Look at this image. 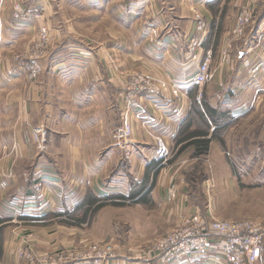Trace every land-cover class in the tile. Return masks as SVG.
I'll use <instances>...</instances> for the list:
<instances>
[{"label":"crops","instance_id":"crops-1","mask_svg":"<svg viewBox=\"0 0 264 264\" xmlns=\"http://www.w3.org/2000/svg\"><path fill=\"white\" fill-rule=\"evenodd\" d=\"M17 2L43 9L44 22L15 19ZM244 11L255 21L236 36ZM41 26L48 29V54L43 74L31 83L15 56L32 53ZM208 55L213 77L200 104L193 79ZM136 81L147 88L129 110L126 97ZM260 99L264 0H0V264H24L17 254L21 226L84 211L75 222L83 225L98 212L101 194L138 204L139 217L129 225L209 223L203 203L190 201L183 187L172 189L175 177L206 160L215 174L231 176L226 146L234 137L243 140L242 122L232 121L258 111L253 102ZM125 122L133 131L122 144L114 135ZM255 126L250 143L258 138ZM36 128L43 150L33 138ZM194 132L207 133V155H196V144L180 151L201 138L187 137ZM156 137L175 151L161 175ZM206 238L205 249L183 260L162 253L155 264H228L224 239Z\"/></svg>","mask_w":264,"mask_h":264},{"label":"rangeland","instance_id":"rangeland-1","mask_svg":"<svg viewBox=\"0 0 264 264\" xmlns=\"http://www.w3.org/2000/svg\"><path fill=\"white\" fill-rule=\"evenodd\" d=\"M18 7V12L21 11V14L19 18H15ZM35 9H38V11L36 12ZM30 10L33 11L32 14L29 12ZM13 11L14 18L19 21H30L38 25L44 22V11L41 8L17 2ZM252 19L249 25L255 21L254 15ZM40 28L38 38L28 59L31 55L37 57L43 54L40 50L41 47L38 48V45L44 42L42 40L39 42ZM235 31L236 28L233 30L234 35H242L235 34ZM45 52L44 56L46 58L48 50H45ZM17 57L25 59V56L18 55L15 56V61ZM202 101L203 98H201L200 104ZM253 103L258 104V111L254 108L255 111L246 118L235 121L233 119L232 121L242 122L243 128H237V131L243 134L244 140H241V142L234 137L227 143L226 148H230L228 164L232 168V175L225 176L224 172L215 174L212 162L206 160L198 162L195 169L186 173L180 179L179 176H176L172 189L183 187L190 201L203 203L211 221L216 219L219 221L253 222L257 224L261 230L263 229V250L258 264H264V99ZM254 125L258 127L256 130L258 138L250 143V139L247 137H249L250 129ZM248 127L249 129H244ZM227 132L230 133L231 131L227 130ZM36 147L38 150H43L45 145L44 143L42 145L36 143ZM169 149L171 153L169 160L164 163L160 161L159 163L160 175V171L175 159V151H173V148ZM131 182L134 187L137 186L133 177ZM37 188V191L41 190L40 187L37 186ZM103 195L105 194H101V197L97 200L98 204L95 208H99L98 212H94L83 225H78L75 222H77L76 219L82 217L84 211L79 212L72 219L67 217L66 221L55 219L51 222L47 221L43 225L21 226L17 246L19 259L24 261V264H155L156 260H160L159 257L162 253L169 254L170 252L166 248L162 251L161 241L168 239L170 235L182 233L184 229H191L189 226H192L195 233H197L198 230L194 227L196 221L203 224L204 228H207L211 222L205 224L193 218L173 225L163 222L162 219V222L153 223V225L148 223L129 225V221L137 220L139 217L138 204H117L112 201L117 199L107 198ZM149 195L150 193L146 196L147 202L150 200ZM146 212L147 214L150 212L153 215L157 214L156 210L152 209H147ZM186 221H189L190 225H186ZM157 228L163 229V233H157ZM36 235L41 237V240L38 238L39 242L36 238H33ZM174 255L176 259L183 260L187 254H183L184 256L180 253Z\"/></svg>","mask_w":264,"mask_h":264},{"label":"built area","instance_id":"built-area-1","mask_svg":"<svg viewBox=\"0 0 264 264\" xmlns=\"http://www.w3.org/2000/svg\"><path fill=\"white\" fill-rule=\"evenodd\" d=\"M19 7L16 9L15 18H19L21 11L18 12ZM37 12L38 9H35ZM31 14L33 11H29ZM253 14L251 12L242 13L237 19L235 34H242L244 29L253 20ZM44 41L38 48L41 47L43 54L35 57L31 55L30 58H16L19 63L21 72L25 75L28 81L31 83L38 81L41 74L44 71V53L48 48L49 33L46 27L40 28V41ZM194 44H198L197 42ZM197 59V56H194ZM212 57L208 55L198 67L197 74L193 79V83L200 90V94L197 100L200 101L202 98L201 92L203 88L211 81L213 73L211 70ZM145 82L136 81L132 84L131 92L126 97L127 107L131 110L136 106L135 99L137 93L145 88ZM150 85H148L149 87ZM152 88V87H151ZM149 89V88H148ZM153 89V88H152ZM154 90V89H153ZM178 97V94H175ZM128 112V110H126ZM132 125L129 122H125L122 129L115 133L114 138L117 142L127 144L132 137ZM34 140L36 143L42 145L44 143V135L42 131L37 128L33 131ZM156 155L160 161L167 162L171 156L170 149L163 137H156ZM186 225H190L189 221L185 222ZM191 229H184L182 233L178 235H170L168 239L161 241L162 251L169 250L171 252L183 254L193 253V250L199 251L206 248V241L208 235H216L224 239L225 248L223 250V256L226 258L228 264H258L262 250V230L260 227L253 222H231V221H219L213 219L207 228L203 227V224L196 221L194 227L197 228V233ZM206 234H203V233ZM161 251V252H162Z\"/></svg>","mask_w":264,"mask_h":264},{"label":"trees","instance_id":"trees-1","mask_svg":"<svg viewBox=\"0 0 264 264\" xmlns=\"http://www.w3.org/2000/svg\"><path fill=\"white\" fill-rule=\"evenodd\" d=\"M212 117H213V115H212ZM215 120V119H214ZM202 134H204V135H202ZM191 136H194V137H201L199 140H196V141H194L193 143H189V144H187V145H184L181 149H180V151H183L185 148H187L188 146H191V145H193V144H196V146L198 147V149H197V151H196V155H198V156H204V155H207L208 154V152H209V147H210V140H208L207 138H206V136H207V133H203V132H194V133H191V134H189L187 137H191ZM158 171H159V169L157 170V173H158ZM156 173V174H157ZM149 192L150 191H148L147 193H146V196L149 194ZM135 199V197H133L132 196V198H131V200H134ZM120 200H121V198H120ZM95 211H96V209H95Z\"/></svg>","mask_w":264,"mask_h":264}]
</instances>
